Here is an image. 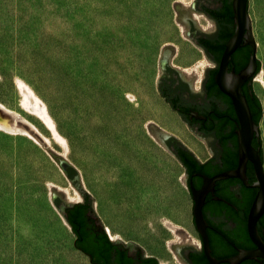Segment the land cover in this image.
Returning <instances> with one entry per match:
<instances>
[{
    "label": "rangeland",
    "instance_id": "obj_1",
    "mask_svg": "<svg viewBox=\"0 0 264 264\" xmlns=\"http://www.w3.org/2000/svg\"><path fill=\"white\" fill-rule=\"evenodd\" d=\"M175 1L194 0H0V121L18 110L49 139L24 123L19 132L0 125V264H92L53 203L52 187L68 199L62 180L78 192L73 202L84 200L57 153L79 170L117 239L158 259L164 249L175 253L174 243L197 241L185 172L151 129L173 133L158 89L163 49L173 46L170 60L184 69L169 37L192 42ZM248 1L264 78V0ZM22 87L41 99L58 136L25 110Z\"/></svg>",
    "mask_w": 264,
    "mask_h": 264
},
{
    "label": "flooded vegetation",
    "instance_id": "obj_2",
    "mask_svg": "<svg viewBox=\"0 0 264 264\" xmlns=\"http://www.w3.org/2000/svg\"><path fill=\"white\" fill-rule=\"evenodd\" d=\"M194 2L195 6L192 3L190 10L192 17L183 18L184 23L190 28L186 34L194 44L195 42L199 44L200 47L195 45L204 52L210 64L199 79L195 73H189L185 68L173 65L168 59L165 67H161L162 74L159 80L162 97L185 124L198 145V149H195L187 140L173 133L167 140V147L185 172L186 184L192 195L193 223L197 238L196 242L191 241L190 244L187 243L189 239L181 244H175L174 252L183 264H213L206 253L205 235L196 220L197 200L192 190L194 187L205 221L203 225L209 251L217 264H264V259L256 253L254 257L234 262L242 252L255 251L258 246L252 239L248 226L249 212L259 191V187L253 185L257 181L253 161L249 159L246 164L248 184L240 176L214 178L221 173L237 169L240 158L239 112L233 97L229 94L231 92L228 89L229 93L221 90L216 81L227 42L236 30L233 0H195ZM230 7L232 22H220V13ZM194 14L207 17L213 22L212 27L203 29ZM253 51L251 44H245L238 46L230 54L224 70V83L232 90L236 87L234 96L240 89L241 95L245 97L250 107L254 121L260 124L262 118L258 119L260 104L255 96L259 97L255 89V78L260 71V60L257 59L256 69L239 87L233 77V72L238 74L249 64ZM261 140L260 132L259 134L254 132L251 141L255 148L260 147L258 142ZM197 150L203 154L200 155ZM86 214L87 219L82 228L80 242L99 253L98 239L103 234L104 226L90 208L87 209ZM263 216L264 214L256 222V228L261 235L264 231L261 222ZM114 243L117 252L125 253L128 259L139 260L140 264H146L147 255L141 247L132 249L127 242L114 241ZM117 252H113V264H118Z\"/></svg>",
    "mask_w": 264,
    "mask_h": 264
},
{
    "label": "water",
    "instance_id": "obj_3",
    "mask_svg": "<svg viewBox=\"0 0 264 264\" xmlns=\"http://www.w3.org/2000/svg\"><path fill=\"white\" fill-rule=\"evenodd\" d=\"M194 1L192 2L193 6H195ZM248 2H249L248 0H233V14H234V20H235V24H236V30H235L234 34L230 37L229 41L227 42L225 51H224L223 56H222L221 68L216 75V81H217L219 87L221 88V90H223L226 93H229V91H230L233 94L232 95L231 93H229L233 97V101L235 103V106L238 109L241 127L238 129V134L240 137V141H239L240 158H239L238 168L231 170V171L221 173V174L215 176L214 178L218 179V178H224V177H228V176H240L248 184V177L246 174V164H247V161L250 159L254 163L255 173L257 176V181L253 185L259 187V191H258V193L254 199V202H253L251 209H250V212H249V223H248L250 235L258 246H257L255 251L249 250V251H246L244 253L242 252L240 255H238L234 259V262H238V261H240L244 258H247V257H254L255 253H256V255L257 254L260 255L264 259V231H263V235H261L256 228L257 220L264 214V164H263V159H262L261 154H260V147L255 148L252 144V141H251L254 132H257V134H259V132H260L259 128L260 127H259V124H257L254 121L250 107H249L245 97L243 95H241L240 89L238 90L237 95L234 96L235 91H236V87H233L234 90H232L231 88H227L228 86L224 83V80H225L224 70L226 69V66H227V60L230 57V54L238 46L245 45V44H251L254 48V51H253V54L251 56V60H250L249 64L244 69H242L238 74H235L233 72V77H234V80H236L237 87H239L242 82H244L246 79H248L249 76L252 74L251 72H254V70L257 67V63H258L257 59H259V58H257V44H256L254 33H253V23H252L251 15H250L249 10H248ZM174 6L177 10V19L179 21H181L182 23H184L183 18H186V17L191 18L192 17L191 13H190L192 4L186 6L180 1H175ZM196 20H197V18H196ZM196 24L198 25V23H196ZM184 25H185V31L187 33V30H189L190 28L187 26L186 23H184ZM195 44L197 46H199V44L197 42H195ZM174 51H175L174 47L171 45H166L164 47L163 52H162V56H161V60H160V64H161L162 68L165 67V64L168 62V59L170 60ZM260 63H261V61H260ZM161 74H162V72H161ZM161 74L158 78V89H159V80H160ZM238 106H239V108H238ZM151 129L155 133V135L167 146V140L171 136L170 135L171 133L161 129L160 127H158L154 123H151ZM260 134H261V132H260ZM39 137L45 143L44 139L41 136H39ZM261 139H262V137H261ZM47 146H49V145L47 144ZM57 154L58 155H56V159L59 161V164L61 165L63 171L65 172V174L69 178L71 184L73 186H75L76 189L81 193L82 197H84L85 191H87V190L84 189L85 187L83 188L84 185H83V182L81 180L79 170L77 168H76L77 172L72 170L71 173L73 175L70 176L68 173V168L72 164L66 158H64L62 155H60L59 153H57ZM52 190H53V195H52L53 203L58 208V210L61 212V214H63V216L65 217V219L68 222L67 208L72 207L76 202L69 201L68 199H66L67 201H65L60 196V194L58 193V191L56 190L55 187H52ZM192 190H193V194L197 200V204L195 207V215H196L197 224H198L201 232L203 233V235H205L206 253H207L209 259L212 261V263L217 264V262L211 256L210 251H209L208 241H207V237H206V233H205V228L203 225V223H205V221H204V218H203L202 213H201L199 200L197 198V190L194 187L192 188ZM93 199H95V197L92 196V204H93ZM77 202H79V201H77ZM93 210H94L95 214L97 215L94 206H93ZM97 217H98L100 224L102 226H104L98 215H97ZM104 229L108 233L109 237L111 238L106 226L104 227ZM112 240L115 241L116 243L123 242L121 239H112ZM175 244H181V243L172 244L173 251H174ZM188 244H190V243H188ZM127 245L132 249H135L137 247H141L137 243L132 242V241L127 242ZM141 248L145 253L144 248L143 247H141ZM159 264H160V262H159Z\"/></svg>",
    "mask_w": 264,
    "mask_h": 264
},
{
    "label": "bare ground",
    "instance_id": "obj_4",
    "mask_svg": "<svg viewBox=\"0 0 264 264\" xmlns=\"http://www.w3.org/2000/svg\"><path fill=\"white\" fill-rule=\"evenodd\" d=\"M186 1V0H185ZM250 13V12H249ZM197 19L200 23H202L203 28H210L212 27L213 23L211 20H208L204 15H197ZM254 33V31H253ZM255 37V35H254ZM170 42L176 47L177 54L174 57V62L185 68V70L189 73H195L197 78H201L203 75L204 69L210 64V61L205 56L204 52L198 48L193 42L183 37L182 34L173 32L172 35L169 37ZM257 44V55L260 57L262 55V50L260 48V43L256 40ZM23 89V100L22 104L26 111L35 114L40 119H42L48 127L58 136L57 130L55 129V125L52 121L51 116L47 112V109L45 108L44 104L42 103L41 99L34 93L33 90L27 87H22ZM255 89L259 97L261 98L263 104H264V78L262 74L256 75L255 78ZM6 110H8L6 105L1 104ZM11 112V118L6 117L2 121H0V125L8 130L19 132L24 130L21 124H27L32 130H34L36 133H39L45 141L49 142V139L47 136H45L43 133H41L40 129L35 125L34 122H32L28 117H25L22 115L18 110L10 109L8 110ZM165 117V123L164 127L166 129H169L173 133H176L183 139L187 140L191 145L198 149V145L195 142L196 140L191 136V134L188 132L185 124L181 121V119L177 116V114L169 109L168 111H164ZM260 128H264V122L259 124ZM31 135V134H30ZM198 153L201 155L203 153L200 152V150H197ZM173 167L174 164H173ZM177 170L179 173L183 174V167L181 165H176ZM181 171V172H180ZM57 187V186H56ZM58 187L67 195V198L70 201L77 200L79 198V194L76 190H74L69 183L65 182V180L60 181L58 184ZM116 208V207H115ZM118 213H115V216H117ZM66 224L70 226L69 223L66 222ZM61 226L63 229H66V226L64 223H61ZM107 230L113 239H117L120 237L118 231H116L114 225H107ZM180 239V238H179ZM77 248V247H76ZM175 253L171 252L170 249H164L159 253V259L161 264H183L182 262H179L177 256L175 257ZM179 261H178V260Z\"/></svg>",
    "mask_w": 264,
    "mask_h": 264
},
{
    "label": "trees",
    "instance_id": "obj_5",
    "mask_svg": "<svg viewBox=\"0 0 264 264\" xmlns=\"http://www.w3.org/2000/svg\"><path fill=\"white\" fill-rule=\"evenodd\" d=\"M231 19V20H230ZM233 16H232V9L231 7L228 8V10L220 13L219 15V20L221 21H231L232 22ZM223 23V22H222ZM225 31V30H224ZM223 31V32H224ZM256 99L260 104V117H258V119L260 120V118L263 115V107L261 104V101L259 99V97L257 95ZM258 145L260 146V153H261V157L264 160V151H263V146H262V140L258 142ZM75 171L77 172V169L73 166L70 165L68 168V173L70 176H72L73 174L71 173V171ZM91 209V211L95 214L94 210H93V204H92V196L88 191H85V195H84V200L83 201H79L76 202L72 207H68L67 208V219L68 222L74 232V234L76 235L75 238V246L81 250L83 253L87 254V256L90 258V261L93 264H113V252H117L116 249V245L114 243V241L109 237L108 233L104 230L103 227V234L99 237L98 241L100 244V252L96 253L93 249H91L88 246L83 245L80 241L82 238V228L85 224V219H87L86 217V212L87 209ZM95 216L97 217V215L95 214ZM98 218V217H97ZM261 222L264 225V216L263 219L261 220ZM118 253V264H140V261L136 259V261L128 259L126 257V254L123 252H117ZM145 263L146 264H159V260L156 257L153 256H149L145 258Z\"/></svg>",
    "mask_w": 264,
    "mask_h": 264
},
{
    "label": "crops",
    "instance_id": "obj_6",
    "mask_svg": "<svg viewBox=\"0 0 264 264\" xmlns=\"http://www.w3.org/2000/svg\"><path fill=\"white\" fill-rule=\"evenodd\" d=\"M147 255V257H149V256H154V257H156L157 259H158V257L157 256H155V255H149V254H146ZM159 260V259H158ZM93 264V263H92Z\"/></svg>",
    "mask_w": 264,
    "mask_h": 264
}]
</instances>
